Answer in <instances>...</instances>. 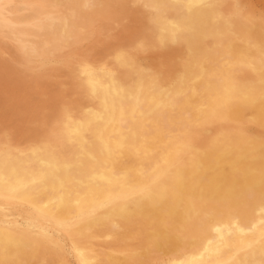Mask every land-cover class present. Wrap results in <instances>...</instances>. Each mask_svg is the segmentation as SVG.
Masks as SVG:
<instances>
[{"label": "bare ground", "instance_id": "1", "mask_svg": "<svg viewBox=\"0 0 264 264\" xmlns=\"http://www.w3.org/2000/svg\"><path fill=\"white\" fill-rule=\"evenodd\" d=\"M20 1H23L24 4L25 2H37L39 9L45 10L47 13L52 11V6L56 4H52L51 0ZM236 1L238 2V0ZM149 2L150 8L153 7L156 12L157 23L155 25L147 24L144 29L149 32L162 30L167 34L172 33L187 51V56L179 67L177 80H173V84L164 83L161 79L158 81L154 77L143 75L141 71V74H136L134 71L133 73L129 72L128 77L125 75L127 77L125 81H119L108 71L99 73L87 71L82 75V79L84 93L90 100V104H86L87 106L83 110L80 108L82 111L79 110L80 114L68 127L67 140L56 152L47 151L46 147L45 151H41L36 156L18 157L8 166H0V192L12 199L32 202L39 211L47 212L55 221L84 214V212L100 207L112 197L138 193L136 198L108 207V215L112 217L111 220L101 222L98 227L92 226L90 223L82 225L81 229L93 232L103 240L106 239L107 244L104 248L102 247L103 249L100 248L93 252L91 256L77 252L75 264H154L156 262L161 264L164 258L168 259L169 264H264V149L256 150L254 147L256 143L253 146V141L250 142L247 137H243L244 135L233 136L226 128L228 122L237 123L248 114L264 117V40L257 39L260 35L248 37L233 33L231 36H225L226 13L214 0H177L176 2L150 0ZM113 4L115 3L113 2ZM166 5L170 8L164 9ZM71 6L70 10L73 11L71 9L73 6ZM236 11L234 10V12ZM60 12L62 13V11ZM121 13L123 12L121 11ZM30 17L32 16L30 15ZM234 19L233 21H235ZM255 20L257 21L256 18ZM87 22L89 23L88 19ZM257 22L259 23V20ZM135 23L137 22L135 21ZM30 24L34 28L33 32H27L28 28H24L23 31L21 30L23 35L20 36V39L27 40L31 37L38 46L45 44L44 37L40 38L43 40L36 37L38 24L33 22ZM50 25L49 22L44 24L43 35L46 41L58 39L59 35L68 36L67 27L66 30L61 28L55 33L56 25L55 29H51ZM72 26L74 27L73 24ZM251 33L255 34V32ZM55 34L56 36H54ZM99 35L101 34L99 33ZM116 38L118 37L116 36ZM140 39L142 38L140 37ZM72 42L69 43L72 44ZM61 44L60 46H62ZM56 46L59 47V45ZM80 57L82 58V56ZM237 74H239L240 81L236 78ZM34 83L36 84V82ZM46 86H50V84ZM24 102L26 104V101ZM43 102L46 101L43 100ZM25 111L27 110L25 109ZM72 116L74 117V115ZM35 122L37 121L35 120ZM26 124L28 123L26 122ZM201 125H211L214 132L213 136L203 144L199 155L194 157L196 162L192 166H174L173 158L181 143L186 140L195 127ZM8 128L10 129V126ZM42 134L44 135V133ZM43 145L44 150L45 146ZM7 163L9 162L5 164ZM15 236L6 231H0V264H17V261L23 264H57V260L52 256L47 259L40 256V258H34L31 252L19 244L20 234ZM112 242L120 245L121 248H128L127 254L110 252L109 248Z\"/></svg>", "mask_w": 264, "mask_h": 264}, {"label": "rangeland", "instance_id": "2", "mask_svg": "<svg viewBox=\"0 0 264 264\" xmlns=\"http://www.w3.org/2000/svg\"><path fill=\"white\" fill-rule=\"evenodd\" d=\"M14 1H16V0H0V33L2 34V35L0 34V107H1V109H0V122L3 125L2 126L0 124V131H1L0 132V137H1L0 140L2 139L1 141H3V142L0 141V146H1L0 147V166H3V167L8 166L10 164V162H12L14 159H16L18 157H25L26 155L27 156L28 155L36 156L41 151H45L46 147H47L46 148L47 151L56 152V150H58L59 147H61L64 144V142L67 140L68 129H69L68 127H70L71 124L74 123L75 119L78 117L80 112L83 109H85V107L87 106L86 104H90V100L87 99V97L84 93V89H83L84 82L82 79L83 78L82 75H84L87 71H93L96 73L108 71L114 77H116L117 80H119V81H122V80L125 81L126 78L129 76V72L133 73L135 71L134 73H136V74H141V72H142L143 75L146 74V76H149L152 78L154 77L158 81L161 79L164 83L173 84L174 81H176L178 76H179V67L181 65V62H183L184 59L186 58L185 56H187V51H186L185 47L183 45H181L182 43H180V41L177 40L178 38L176 36H174L172 33L167 34L166 32H164L162 30L149 32V31L144 29L147 24H154L155 25V23H157V20H155L156 12L154 11L153 7L150 8L151 7L150 2H149L150 0H131V1L130 0H128V1L127 0H111V1L110 0L109 1H107V0H98V1L97 0H95V1L94 0H78V1L77 0H70V2H69V0H65V1L64 0H51L52 4H55V3L56 4L52 6L53 9H52V11L48 12L49 14L45 10L41 11L39 9V6H37V2L36 3L25 2V4H24V2L20 1V0H17L18 2H16V3ZM53 1H54V3H53ZM165 1H167V0H165ZM169 1L170 2H176L177 0H169ZM214 1L226 13V18L224 21L225 36H231V35H233V33L234 34L239 33L242 36H248V37H257L258 35H260L257 37V39L264 40V27H263L264 26V0H238V2L236 0L235 1L234 0H226V1L225 0H222V1L221 0H214ZM224 1H225V3H222ZM113 2L115 4L116 3L117 4L115 5V4H113ZM27 3H29V4H27ZM65 4H66V6H65ZM221 4H222V7H221ZM108 5H113L114 7L113 6L109 7ZM131 5H132V7H131ZM148 5H150V6H148ZM70 6L72 7L71 9L73 11L70 10ZM54 7H55V12H54ZM62 8H63V10H62ZM64 8H65V11H64ZM75 8H77V10H74ZM79 8L81 9V11H79L80 10ZM145 8H146V10H145ZM165 8L168 9L170 7H168L166 5V7L164 6V9ZM226 8H227V10H226ZM66 9H68V10H66ZM112 9H113V13H112ZM118 9H119V11H118ZM59 10L62 11V13ZM115 10L117 11L116 13H115ZM234 10H237L236 11L237 13L234 12ZM44 11H45V13H44ZM121 11L123 13H121ZM231 11H233V12H231ZM244 11L247 15L244 13ZM30 12H32V13H30ZM38 12L41 13L42 15L39 14ZM79 12H80V14H77ZM95 12H96V15H95ZM99 12H102L101 13L102 15ZM131 12H134L135 14L131 13ZM147 13H148V15H147ZM35 14H37V15H35ZM108 14H109V16H108ZM30 15L32 17H30ZM43 15H45V16H43ZM110 15H112L113 17H111ZM86 16H89V17H86ZM90 16H91V19H90ZM102 16H104V17H102ZM114 16L116 17V19L118 21L115 19ZM124 16H125V18H124ZM141 16L142 17L144 16L145 18L144 17L142 18ZM34 17H36L37 19L36 18L34 19ZM81 17L83 20L81 19ZM121 17L123 20L121 19ZM23 18H25V19L23 20ZM64 18H67L68 20L64 19ZM77 18H79V19H77ZM104 18H105V20L107 19L106 22H105ZM248 18H250V19H248ZM255 18L257 19V21L259 20L260 24H263V25H260L255 20ZM87 19H88L90 24L87 22ZM111 19H113V20H111ZM233 19L236 22L233 21ZM72 20H73V23H72ZM102 20H104V21H102ZM135 21L137 23H135ZM30 22H33L34 24H38V31L36 32V37L39 40L44 39L43 41L46 42L43 45H39L40 47L38 46V44L36 43L35 40L33 41V39L31 37L28 38L29 40L31 39L30 41L27 39L29 42L27 40H24L23 38L20 39L21 38L20 36L23 35L22 31L24 28H28L27 32H30V31L33 32L32 30H34V28L30 24ZM48 22L51 24L50 25L51 29H53L56 25V27H55L56 29L54 28L55 33L57 32V30H61V28L62 29L65 28V30L68 28L67 29V31H68L67 35L68 36L63 37V36L59 35L58 39H55L52 41H46V38L43 35L44 34L43 28H44V24H46ZM58 22L61 23V26H60V23L58 24ZM67 22H69V23L66 24ZM77 22H79V23H77ZM82 22H83V24H82ZM138 22H139V24H138ZM247 22H249V23H247ZM234 23H235V25H233ZM256 23H258L259 25ZM3 24H4V26L2 27ZM7 24L9 27L8 26L5 27V25H7ZM72 24L74 25V27L72 26ZM92 24L94 26H91ZM119 24H120V26H119ZM42 25H43V27H42ZM57 25H59V26H57ZM89 25H90V27H89ZM233 26H234V28H233ZM121 27L123 28V30L121 29ZM8 28H10V29L8 30ZM117 28H118V30H117ZM233 29H235V30H233ZM143 30H145V31H143ZM228 30H230V31H228ZM73 31H74V33H73ZM138 31L140 33L141 32H143V33L140 34ZM236 31H238V32H236ZM4 32H6V33L8 32V33L6 34ZM102 32H104V33H102ZM110 32H113V33H110ZM160 32H161V34H159ZM251 32H255V34L251 33ZM70 33H71V35H70ZM99 33L101 35H99ZM138 34H139V36H138ZM54 36H56V34ZM102 36H104V37H102ZM116 36L118 38H116ZM146 36H148L149 38H147ZM42 37H44V38L40 39ZM140 37L142 39H140ZM13 38H14V40H13ZM37 38H36V40L38 41ZM119 38H120V40H119ZM59 39H60V41H59ZM72 40H74V41L72 42ZM79 40H81V41H79ZM82 40H84V41H82ZM109 40H111V41H109ZM148 40L151 42H149ZM65 41H68V42H65ZM70 41L72 42V44L69 43ZM166 41H167V43H166ZM52 42H55V43H52ZM63 42H64V44H63ZM142 42H143V44H142ZM154 42H155V44H154ZM8 43H9V45H8ZM60 43H62L61 44L62 46H60ZM67 43H69L71 46L69 47V44H67ZM73 43H75V44H73ZM80 43H81V45H80ZM146 44H147V46H146ZM13 45L16 47H14ZM56 45H59V47ZM67 45H68V47H67ZM42 46L44 49L42 48ZM82 46H83V48H81ZM93 46H94V48H93ZM110 46H111V48H110ZM120 47H121V49H120ZM40 48L43 50H41ZM114 49H115V51H114ZM149 49L151 50L150 52H149ZM51 50H54V51H51ZM122 50H124V51L122 52ZM69 52H71V53H69ZM147 52L150 54H148ZM73 53H75V54H73ZM2 54H4V55H2ZM40 54H41V56H40ZM5 55H7L9 58L10 57L11 58L9 59L7 56L5 57ZM36 56H38V57H36ZM80 56H82V58ZM167 56L168 57L170 56V57L168 58ZM158 57H160V58H158ZM171 57H173V58H171ZM49 58H50V60H49ZM114 58H115V60H114ZM164 58H165V60H163ZM13 60H14V62H13ZM65 60L66 61L68 60L67 61L68 64L66 63ZM174 60H175V62H174ZM16 61H20V62H16ZM21 61H23V62H21ZM114 61H118V62L115 63ZM176 61H178L179 63ZM96 62H98V63H96ZM13 63H15V64H13ZM70 64H74V65L70 66ZM171 64H172V66H171ZM17 65H19V66H17ZM112 65H113V67H112ZM20 66H21V68H20ZM106 67H108V68H106ZM115 67H117V68H115ZM125 67H126V69H125ZM169 67H170V69H169ZM141 68H142V70H141ZM14 69H16V70H14ZM42 69H43V71H41ZM50 69H51V71H50ZM127 70H128V72H127ZM27 71H29V72H27ZM58 71H59V73H58ZM125 71H126V73H125ZM21 72H23V73H21ZM52 74H54V75H52ZM1 75H2V77H1ZM31 75H33V76H31ZM48 75H49V77H48ZM167 75H169L168 78H167ZM5 77H7V78H5ZM119 77H120V79H119ZM33 78H34V80H33ZM236 78L240 81L239 74H237ZM48 79H50V80H48ZM34 82H36V84ZM45 82H47V83H45ZM8 83L11 86V88L9 85H7ZM58 83H59V86H58ZM49 84H50V86H46ZM54 84H56V85H54ZM80 84H81V86H80ZM34 85H36V86H34ZM70 85H71V87H70ZM24 87H26V88H24ZM49 87H50V90L52 92L50 90L48 91ZM8 90L10 93L8 92ZM1 91H2V93H1ZM73 91H75V92H73ZM77 91H79V92H77ZM51 95H57V96H51ZM65 96H66V98H65ZM74 98H76V99H74ZM60 99L61 100L63 99V100L61 101ZM38 100H41V102L40 101L38 102ZM43 100H45L47 103L46 102L44 103ZM24 101H26V104ZM35 101H37V102L35 103ZM48 101H49V103H48ZM71 101H73V102H71ZM86 101H89V102H86ZM50 102H52L53 105H51L52 103H50ZM6 104H7V106H6ZM47 104H49V105L47 106ZM56 104H57V108H56ZM21 105L23 106V108H21L22 107ZM81 105H82V107H81ZM76 106L79 108H77ZM5 107H7V108H5ZM43 107H44V109H43ZM25 109L27 111H25ZM79 110H81V111H79ZM5 113H6V115H5ZM9 113H10V115H9ZM74 113L76 114V116ZM72 115H74V117ZM254 115L255 114H250V115L248 114L247 116L244 117L245 119L243 118L241 121L239 120V122H237V123L236 122H233V123L228 122L226 128H228V130L230 131V133L233 134V136L244 135L243 137H245V138L247 137V139L250 142L253 141V144L251 143L253 146L256 143V146H254L256 148V150L261 151L264 149V125H263L264 124V117H261L257 114L255 117ZM14 117H17V118H14ZM260 119H262V120H260ZM35 120L37 122H35ZM46 120H47V122H46ZM243 121L246 123H244ZM26 122L28 124H26ZM29 122H31V123H29ZM240 122H241V124H240ZM8 124L10 126V129L8 128L9 127ZM230 124H232L233 126ZM210 126L211 125H201V126H197L194 128V130L191 132V134H189L186 137V140L183 142L184 144L181 143L180 148L176 151V154L173 158V165L174 166H176V167H182V166H186V165L192 166L196 162L194 157H196V155H199L205 141L213 136L214 129L212 126L211 127ZM232 129H236V130L232 131ZM23 131H24V133H23ZM29 132H30V134H29ZM39 133L41 135H38ZM42 133H44V135ZM24 134L26 137L24 136ZM13 135H14V137H13ZM199 135L201 138L199 137ZM248 137H250V138H248ZM197 138H198V140H197ZM16 141H18V142H16ZM10 143H11V145H10ZM18 143L20 145H17ZM28 143H29V145H28ZM43 143H44V145H43ZM52 143L55 146L51 145ZM192 143H194V144H192ZM42 145L45 146L44 150L42 148ZM6 147H8V148H6ZM19 147L22 149L24 148V149L21 150ZM27 148H29V149H27ZM4 157H5V159H4ZM6 162H9V163L5 164ZM137 196H138V193H133L132 195L125 194V195L118 196V197H112L111 199L107 200V202L104 203L103 205H101L100 207H96L90 211L84 212V214H81V215L76 216V217H71V218L66 219V220L61 219L59 221L58 220L55 221V220H53V218H51L49 216V214H47V212L45 213V212L39 211L32 202L12 199V198L7 197L4 193L0 192V231L1 230L6 231L9 234H12L14 236L15 235L17 236L18 234H20L19 244L23 248H25L29 252H31L33 254L34 258L44 257L47 259V258L52 256L57 260V264H75V257H76L77 252H80V253L84 254L85 256H91V254L93 252H96V250L98 251L102 247L104 248L107 244L106 239L103 240V239L97 237L96 234H94L93 232L90 233L87 230L84 231L83 229H81L82 225L90 223L92 226L98 227L101 224V222L111 220L112 217L110 215H108V207L115 206L116 204H118L120 202H126L130 199L136 198ZM114 243L112 242V245L109 248L110 252H116V253H119L121 255L127 254L128 248L126 249V247H123V246H122L123 248H121L120 245H117L116 243L115 244ZM102 244H104V245H102ZM108 244H110V243H108ZM39 250H40V253H39ZM43 251H45V252H43ZM166 259L167 258H164L163 262L161 264H169L168 259L167 260ZM58 260H60V261H58ZM17 264H23V263H19V261H17ZM154 264H160V263L156 262Z\"/></svg>", "mask_w": 264, "mask_h": 264}]
</instances>
